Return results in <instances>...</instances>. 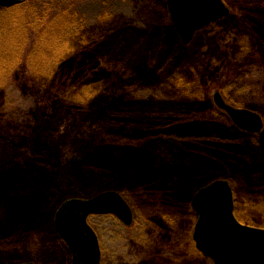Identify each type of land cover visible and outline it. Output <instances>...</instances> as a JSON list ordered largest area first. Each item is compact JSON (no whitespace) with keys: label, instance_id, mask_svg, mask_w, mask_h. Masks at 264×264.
Returning a JSON list of instances; mask_svg holds the SVG:
<instances>
[{"label":"rangeland","instance_id":"374dc122","mask_svg":"<svg viewBox=\"0 0 264 264\" xmlns=\"http://www.w3.org/2000/svg\"><path fill=\"white\" fill-rule=\"evenodd\" d=\"M76 1L75 9L88 19L90 30L103 33L105 40L100 61L109 72L108 87L113 90L93 101V109L87 115L50 104L24 65L11 78L5 117L0 122V180L27 183L31 186L28 194L43 191L51 181L59 185L56 190L39 196L37 224L33 225V230L22 234H10L9 231L12 227L15 231L23 226L27 228V224H20L17 229L12 225L23 211L17 208V200L26 195L10 191L5 194L7 203L0 198V243L8 242L0 244V264H70V251L54 225L57 208L69 198L91 199L106 191L120 193L121 190L136 215L137 226L125 227L111 216L90 219L100 238L103 264H151L159 259H167L161 260L164 264H172L173 260L175 264H212L196 251L192 240L189 241V231L196 218L185 213L179 200L187 198L191 201L202 186L217 180L210 177L219 170L213 163L201 169L202 166L189 158L188 150L182 146L177 148L164 144L166 141L163 140L149 139L143 142V147L150 171L155 169L156 173L159 170L165 173L160 189L155 193L151 191L159 198L138 190L137 182L130 180L129 176L126 178L127 172L123 169L120 172L124 176L120 177L129 179L130 188H134L133 191L130 189L131 198L127 189L115 187L110 172L96 171L90 175L92 182L71 177L75 172L71 170V156L75 148L86 155L108 143L110 136L100 126V118L126 115L132 124L126 125L129 130L124 131L134 135H145L147 127L156 122V130L163 134L167 130L165 124L169 115L176 114L183 101L178 91L182 90L179 78L193 66L202 73L199 75L207 106L219 110L216 96H222L226 103L264 118L263 35L253 32L255 37L248 50L243 47L244 51L238 54H222L216 34L218 30L224 31L221 25L197 34L193 42L185 46L171 21L167 0H111L108 4L96 0ZM261 4L264 6V2ZM107 11L110 20L100 27L98 19ZM247 20L238 18L228 24L239 40L252 29ZM29 53L28 46L25 56ZM203 55L214 60L212 68L198 69L199 57ZM227 55L229 61L225 60ZM72 65L76 68L75 63ZM118 107L121 111H116ZM187 122L185 125H191ZM196 125L205 126L207 123L200 120ZM178 127L192 130L193 126L184 127L181 122ZM206 128L213 129V125ZM250 138L249 145H258L257 135ZM110 142L114 150L106 164L114 171L120 169L119 162L124 153L119 145L121 137L114 136ZM254 152L256 163L262 170L264 161L259 151ZM64 174L65 179L60 178ZM251 175L255 180L256 175ZM235 186L238 187L236 206L240 220L264 229V219L249 214L258 211L264 218V186L259 183L251 188L245 183L239 186L236 183ZM69 190L73 195L65 199L63 195ZM149 214H152L151 220ZM152 220L153 225L145 229L144 225ZM9 237L14 242H10ZM21 237V241L17 240Z\"/></svg>","mask_w":264,"mask_h":264},{"label":"trees","instance_id":"16d2710c","mask_svg":"<svg viewBox=\"0 0 264 264\" xmlns=\"http://www.w3.org/2000/svg\"><path fill=\"white\" fill-rule=\"evenodd\" d=\"M225 2L231 8L232 15L229 20L216 24L224 28V33L220 30L216 32L220 45L218 49L222 51L220 52L222 54H238L241 50L249 49L255 37L253 32L258 31L264 37V6L261 4L264 0H225ZM76 3V0H27L16 7L0 8V122L5 117L8 85L22 65L28 68L32 78L44 92L43 95L50 104L61 105L73 113L89 115L93 109V101L99 100L100 96H106L113 90L108 87L109 72L100 61L102 45L105 40L103 33L90 30L88 19L80 10L75 9ZM238 18H242V20L246 18L252 25L250 33L244 34L242 40H239L228 26L231 20ZM109 20L110 16L107 11L99 17V26L103 27ZM28 46L30 53L29 56H25ZM243 47L244 49H242ZM225 58L227 61L230 60L228 55ZM213 62L214 60L210 56L203 55L199 57L198 69L208 70L213 67ZM73 63L76 68L73 67ZM199 72L200 70L198 71L193 66L179 78L182 90L178 91L183 101L179 105L178 112L169 115L170 119L166 121L167 130L163 133L164 135L156 130L158 127L156 122L147 127L145 135H134L124 131L129 130L126 125L132 124L126 115L119 114L109 118H100V126L110 136V140L114 136L121 137L119 145L124 153L122 161L119 162L121 167L113 171V168L106 164L110 160L108 159L110 152L114 150L110 140L107 139L109 141L103 145V148L96 149L86 155L83 152L79 153L75 148L70 162L73 164L71 170L75 172L71 177L76 178L77 176L82 180L92 182L90 175L93 176L96 171L110 172L111 178L115 181L113 182L115 187L127 189L126 193L130 197L132 188L127 182L129 179L137 182V189L141 192H148L152 198L153 196L159 198L153 193L160 189L159 186L165 178V173L160 170L159 173H156L155 169L150 171L143 146L146 141L151 139L156 142L166 141L164 144H170L177 148L182 146L188 150L189 158L202 166L199 167L201 169L205 165L213 163L212 165L219 170L210 175L213 177L211 180L221 178L234 183L235 198L238 188L235 186L236 183L238 186L245 183L248 188L255 186L256 183L262 185L260 177L262 167L256 163V153L254 152H258V149L249 145L248 141L251 136L240 132L222 111L207 106L199 75L201 72ZM123 102L124 100H122ZM122 109L126 111L124 107ZM116 111H121V109L118 107ZM194 115L199 118L192 117ZM187 120L191 125H185L188 123ZM200 120L207 123L206 127L213 125L214 130L207 129L203 125H196L200 123ZM181 122L184 127L193 126L192 130H181L178 127ZM152 127L154 128L151 130ZM123 169L127 172L126 178L129 176V179L120 177L124 176L123 172H120ZM252 173L256 175L255 180L252 178ZM60 178L65 179V174ZM58 185L51 181L43 191L41 190L37 194H28L31 187L29 184L13 179L0 180L1 199H7L8 196L5 194H9L10 191L26 195L20 201L17 200L19 203L17 208H22L23 211L12 221V225L14 224L17 229L16 227L20 224H27V228L23 226L15 231L12 227V231H9L10 234H22L33 230V225L37 224V219L40 217L39 196L42 197L45 193L56 190ZM120 193L124 192L121 190ZM72 195V190H69L63 196L67 199ZM179 201L184 205L185 213L195 219L196 215L191 209L190 200L182 198ZM168 205L172 206L171 204L165 206L168 207ZM2 208L6 209V206L2 205ZM245 213L248 215L247 211ZM249 214L253 218L264 219L258 211L249 212ZM150 215L152 214H149L148 219L151 220ZM29 224H31L30 229ZM148 225H153V220L146 223L144 228L146 229ZM136 226L137 221L134 227ZM193 227L189 231V241L192 240ZM22 237L17 240L21 241ZM12 239L10 242H14ZM5 243L8 242L0 244ZM171 263L175 264L174 260ZM151 264H164V262L155 260Z\"/></svg>","mask_w":264,"mask_h":264},{"label":"water","instance_id":"95a60500","mask_svg":"<svg viewBox=\"0 0 264 264\" xmlns=\"http://www.w3.org/2000/svg\"><path fill=\"white\" fill-rule=\"evenodd\" d=\"M22 1L0 0V7H12ZM167 5L172 23L186 46L199 31L230 16L223 0H167ZM216 104L239 129L260 135L264 158L261 116L229 106L221 96H216ZM262 177L264 180V171ZM191 205L198 216L193 239L199 252L215 264H264V230L237 220L233 189L228 181L217 180L201 188ZM101 215L115 216L126 226L134 223L132 208L116 191H106L91 199L67 200L55 213L54 225L71 253V264H102L100 241L89 223L90 217Z\"/></svg>","mask_w":264,"mask_h":264},{"label":"flooded vegetation","instance_id":"af4514ba","mask_svg":"<svg viewBox=\"0 0 264 264\" xmlns=\"http://www.w3.org/2000/svg\"><path fill=\"white\" fill-rule=\"evenodd\" d=\"M256 147V146H255ZM159 260H167V259H159ZM170 260V259H169Z\"/></svg>","mask_w":264,"mask_h":264}]
</instances>
